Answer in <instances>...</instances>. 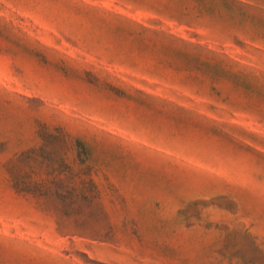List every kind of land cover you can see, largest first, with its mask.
<instances>
[{
    "label": "rangeland",
    "instance_id": "1",
    "mask_svg": "<svg viewBox=\"0 0 264 264\" xmlns=\"http://www.w3.org/2000/svg\"><path fill=\"white\" fill-rule=\"evenodd\" d=\"M0 264H264V0H0Z\"/></svg>",
    "mask_w": 264,
    "mask_h": 264
}]
</instances>
